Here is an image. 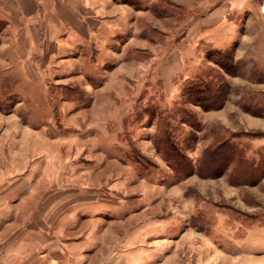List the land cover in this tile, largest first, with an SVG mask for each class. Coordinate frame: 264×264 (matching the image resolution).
I'll list each match as a JSON object with an SVG mask.
<instances>
[{
	"label": "rangeland",
	"instance_id": "obj_1",
	"mask_svg": "<svg viewBox=\"0 0 264 264\" xmlns=\"http://www.w3.org/2000/svg\"><path fill=\"white\" fill-rule=\"evenodd\" d=\"M228 1L233 3L228 18L235 23L243 18L237 32L249 38L245 47L253 46L257 27L264 26V0H164L162 7L138 4L136 32L118 39L109 54L79 59L82 54L69 53L60 69L38 81L41 85L18 86V79L1 70L4 170L23 175L34 170L37 177L53 181L54 193L62 190L70 201H97L80 205L76 213L82 217L127 214L129 219L118 222L117 229L122 238L126 230L128 239L142 235L143 246L134 253L147 256V240L169 242L154 253L160 258L176 249L186 254L183 247L192 240L196 256L204 255L208 238L216 246L212 254L238 239L249 248L260 242L264 236L259 238L246 224H264V213L244 214L254 203L248 192L264 209V186L256 181L264 151H257L250 136L244 141L220 126L211 129L207 110L197 103L210 98L213 110H220L231 94L255 90L246 83L238 88L228 83L232 76L250 73L233 58L235 41L221 50L213 47L205 28L193 30ZM231 68L233 72H226ZM206 82L214 85L210 93L201 85ZM246 105L257 110L253 102ZM225 140L221 151H207Z\"/></svg>",
	"mask_w": 264,
	"mask_h": 264
},
{
	"label": "crops",
	"instance_id": "obj_2",
	"mask_svg": "<svg viewBox=\"0 0 264 264\" xmlns=\"http://www.w3.org/2000/svg\"><path fill=\"white\" fill-rule=\"evenodd\" d=\"M138 4L162 7L164 0H0V71L6 72L11 79H18V86L41 85L47 72L60 69L63 56L69 53L82 54L79 59H85L86 55L106 54L118 39L132 37L136 32L140 11L135 7ZM232 6L229 1L222 3L200 19L193 30L205 28L213 47L221 50L232 46L235 41L237 47L233 58L245 64L244 70L251 75L232 76L228 83L234 88L248 84L255 90L252 94H231L220 110L205 111L204 114L211 129L220 126L222 131L236 133L244 141H248L247 136H250L257 151L263 152L264 26L257 27L258 32L251 38L253 46L245 47L250 42L249 38L237 32L243 18L236 23L228 18ZM155 29L161 30L159 26ZM247 102H253L256 105L253 109L257 110L249 109ZM211 134H214L212 130ZM2 163L0 264H264V238L260 239L261 243L254 242L250 248L238 239L232 246L220 247V254H212L216 246L208 238L202 251L204 255L199 251L202 256H196L197 244L192 240L183 247L186 254L176 249L172 255L162 258L154 253L169 242L159 239L153 244L147 240L145 244L151 248L149 254L134 253L135 249L143 246L142 235L138 233L133 239H128L126 234L129 230H126L122 238V230L118 233L117 229L118 222L124 224L129 219L127 214L104 219L92 213L82 217L80 212L76 213L80 205L97 201L79 198L70 201L62 190L53 192L51 179L37 177L34 170L28 171L27 175L14 171L9 174ZM258 186H264V177ZM238 191L236 195L241 198ZM246 196L254 203L247 206L251 210L245 216L255 217L264 213L251 192ZM102 220L104 223H100ZM254 222L246 226L256 229L261 238L264 236V224ZM206 235L209 236L208 233Z\"/></svg>",
	"mask_w": 264,
	"mask_h": 264
},
{
	"label": "trees",
	"instance_id": "obj_3",
	"mask_svg": "<svg viewBox=\"0 0 264 264\" xmlns=\"http://www.w3.org/2000/svg\"><path fill=\"white\" fill-rule=\"evenodd\" d=\"M238 63V62H237ZM225 69V68H224ZM233 68H231L230 70H228V69H226V72H228V73H231V72H233V70H232ZM232 70V71H231ZM236 73H238V72H236ZM238 75V74H237ZM201 85H203L204 87V91H207V92H209L210 93V91H212V89H213V86L214 85H212V83H201ZM193 87V88H192ZM191 88L194 90V89H197V87L196 86H191ZM193 90H190L189 92H191V91H193ZM197 94H203V91H197L196 92ZM209 93H207V94H209ZM203 100L204 99H200V98H198V101H197V103H199L200 104V106L202 107V108H204V110H213V109H215V108H213V106L212 105H210L213 101L212 100H210V98H206L205 97V100H204V104H201L202 102H203ZM212 101V102H211ZM209 102H211V103H209ZM215 104H218V102H216ZM223 105V103H221L219 106H222ZM178 112H181L182 114H184V111H182V110H179ZM193 115V114H192ZM195 117V114L193 115V118ZM193 118H191V119H193ZM185 122V121H184ZM186 123V122H185ZM253 134V133H252ZM220 145H219V147L217 148V149H214V147H212V148H209V149H207V151L208 150H214V151H216V150H222L223 149V145H225V143H226V140L225 141H219L218 142ZM221 166H223V163H221ZM256 169H258L260 172V175H259V177L256 179V181L257 182H259V180H261L263 177H264V163L262 162L261 163V161H260V163L259 164H257L256 165ZM258 176V175H257ZM256 181H254V182H256Z\"/></svg>",
	"mask_w": 264,
	"mask_h": 264
}]
</instances>
